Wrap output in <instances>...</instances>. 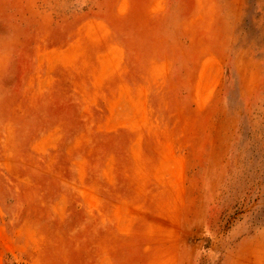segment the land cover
<instances>
[{
	"label": "rangeland",
	"instance_id": "1",
	"mask_svg": "<svg viewBox=\"0 0 264 264\" xmlns=\"http://www.w3.org/2000/svg\"><path fill=\"white\" fill-rule=\"evenodd\" d=\"M264 229V0H0V264H221Z\"/></svg>",
	"mask_w": 264,
	"mask_h": 264
},
{
	"label": "crops",
	"instance_id": "2",
	"mask_svg": "<svg viewBox=\"0 0 264 264\" xmlns=\"http://www.w3.org/2000/svg\"><path fill=\"white\" fill-rule=\"evenodd\" d=\"M221 264H264V229L237 239L222 255Z\"/></svg>",
	"mask_w": 264,
	"mask_h": 264
}]
</instances>
